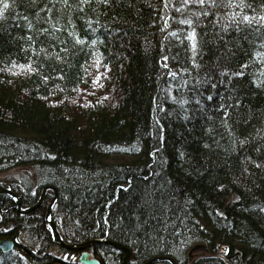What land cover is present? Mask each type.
Segmentation results:
<instances>
[{"label":"trees","instance_id":"16d2710c","mask_svg":"<svg viewBox=\"0 0 264 264\" xmlns=\"http://www.w3.org/2000/svg\"><path fill=\"white\" fill-rule=\"evenodd\" d=\"M8 3L0 185L130 264H264V0ZM52 198L0 193V264H82Z\"/></svg>","mask_w":264,"mask_h":264},{"label":"water","instance_id":"95a60500","mask_svg":"<svg viewBox=\"0 0 264 264\" xmlns=\"http://www.w3.org/2000/svg\"><path fill=\"white\" fill-rule=\"evenodd\" d=\"M48 191L53 192V198L51 199V201L48 205V208H47L46 221L48 224L51 225L52 230H53L57 240L59 241V243L62 246H64L67 249H70V250H82V253L80 254V257H79L80 263H82V264H101V262L98 258L90 256V253L87 250V248H89L90 246H92L93 244H96V243H105V244L111 245V246H113L119 250H122V251L124 250L126 253L123 257V264H130L129 259H130L131 254H132L131 249L126 247L122 243L117 242V241H113V240H110V239L104 237V238H93V239L83 241V242L70 243V242H67L62 237V235L60 234V232L57 228V225L55 223L54 216H53V208H54V206L58 200V188L55 185H45L42 188L41 194L38 197V199L36 200V202L29 207H23L21 198L18 197L17 194L10 187H4V186L0 185V192L7 193V194L11 195L15 199V202L18 205V211H20L22 213L31 212L35 208L40 206L44 202ZM17 241H18V238H15V239L0 238V249L2 251H10L14 247L15 242H17ZM203 248H205V245L197 244V245L193 246L190 253H192L193 251H195L197 249H203ZM163 260H166V261L170 262L171 264H178V262L176 261V259L174 257L168 256V255H156V256L150 258L149 260H147L146 262H144L143 264H152L154 262L163 261ZM51 264H64V263L57 261V262H54Z\"/></svg>","mask_w":264,"mask_h":264},{"label":"snow or ice","instance_id":"6c2138e0","mask_svg":"<svg viewBox=\"0 0 264 264\" xmlns=\"http://www.w3.org/2000/svg\"><path fill=\"white\" fill-rule=\"evenodd\" d=\"M200 3H204V0H199ZM9 7V3L8 0H0V17H3L4 12L6 9H8ZM262 20H264V17H261ZM243 20L248 21L249 23H251V20L249 19V17L244 16ZM185 23H190L188 21H185ZM194 38V36H193ZM193 47H195V45H193Z\"/></svg>","mask_w":264,"mask_h":264},{"label":"bare ground","instance_id":"6f19581e","mask_svg":"<svg viewBox=\"0 0 264 264\" xmlns=\"http://www.w3.org/2000/svg\"><path fill=\"white\" fill-rule=\"evenodd\" d=\"M0 193H3V192H0ZM16 193V192H15ZM17 194V193H16ZM11 196V195H10ZM17 196L18 197H20L21 198V200H22V197L21 196H19V194H17ZM11 198H12V200H13V202H14V205L16 206V209H17V211H18V205H17V203L15 202V199L11 196ZM19 213H22V212H20V211H18ZM14 246H15V244H14ZM15 247H13L11 250H13Z\"/></svg>","mask_w":264,"mask_h":264},{"label":"rangeland","instance_id":"374dc122","mask_svg":"<svg viewBox=\"0 0 264 264\" xmlns=\"http://www.w3.org/2000/svg\"><path fill=\"white\" fill-rule=\"evenodd\" d=\"M92 256H94V255H92ZM106 264H112V263H110L109 261H106Z\"/></svg>","mask_w":264,"mask_h":264}]
</instances>
